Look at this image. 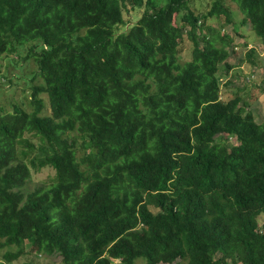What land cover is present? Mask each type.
Here are the masks:
<instances>
[{
  "label": "trees",
  "instance_id": "obj_1",
  "mask_svg": "<svg viewBox=\"0 0 264 264\" xmlns=\"http://www.w3.org/2000/svg\"><path fill=\"white\" fill-rule=\"evenodd\" d=\"M192 1L0 0V77L12 54L32 70L0 109V247L19 248L0 264L26 245L63 264H264V121L221 98L230 3ZM229 1L264 44V0Z\"/></svg>",
  "mask_w": 264,
  "mask_h": 264
},
{
  "label": "rangeland",
  "instance_id": "obj_2",
  "mask_svg": "<svg viewBox=\"0 0 264 264\" xmlns=\"http://www.w3.org/2000/svg\"><path fill=\"white\" fill-rule=\"evenodd\" d=\"M213 2L214 0H193L191 7L198 11L207 12ZM228 3H230L229 5L233 9L235 23L224 28L228 29L234 35L235 52L232 53L228 60L229 64L232 65L231 68L228 71L223 69L219 73L221 98L224 101H228L230 98L239 95L242 98L241 104L247 110H252L257 121L262 122L264 121V44L252 29L250 23H242L244 16L239 7L232 1L228 0ZM142 13V8H136L131 12L124 13V18L128 23L121 26L120 29H127L129 23H135L141 17ZM212 21V25L220 26L217 21ZM179 50L182 61H187L192 58L193 43L186 34L184 35V40L180 43ZM250 52L252 55L250 54L251 58H248ZM13 58H17L16 55L12 54L3 60V68L7 70V73H4L6 78L0 77L2 84L0 88V109L4 108L6 112L12 111L13 103H19L22 96H30L32 91L31 88L26 87L27 85H32V75L19 76V74L25 75L30 73L32 70L22 68L26 60H20L18 62L16 59L15 64L12 63ZM32 59H28V62H30L31 67H35V61ZM23 70H25V73ZM6 79L12 80L13 83L9 85ZM50 110V106L47 104L45 111L49 112ZM229 140L237 143L235 138H230ZM82 154L83 152L80 149L79 155ZM32 171V179L27 184L29 191L36 187L49 185L54 175V170L51 167H44L40 171ZM258 221L260 226H262L264 216H259ZM18 250L19 248L16 246L10 248L0 247V260H4L3 254L5 251ZM30 250L31 247L26 245L24 253L22 252L19 257L13 261L6 262V264H63L62 257L59 254L53 256H38ZM139 263L143 264V261L140 260Z\"/></svg>",
  "mask_w": 264,
  "mask_h": 264
}]
</instances>
